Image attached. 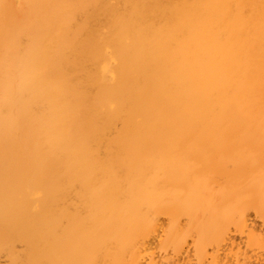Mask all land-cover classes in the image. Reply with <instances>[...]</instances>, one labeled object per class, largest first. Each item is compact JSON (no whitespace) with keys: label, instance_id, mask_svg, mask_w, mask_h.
Masks as SVG:
<instances>
[{"label":"bare ground","instance_id":"6f19581e","mask_svg":"<svg viewBox=\"0 0 264 264\" xmlns=\"http://www.w3.org/2000/svg\"><path fill=\"white\" fill-rule=\"evenodd\" d=\"M263 225L264 0H0V264H264Z\"/></svg>","mask_w":264,"mask_h":264},{"label":"rangeland","instance_id":"374dc122","mask_svg":"<svg viewBox=\"0 0 264 264\" xmlns=\"http://www.w3.org/2000/svg\"><path fill=\"white\" fill-rule=\"evenodd\" d=\"M250 217H251L252 220L254 221L255 225L259 227L260 221H259L258 219H256V218L254 219V218H253V215H252L251 213H250ZM262 229H263V231H264V225L262 226ZM240 238H241L242 240H241ZM233 240H234L235 243L238 241L239 244H238V243H237V244L240 245L241 250L244 248V245H243V243H242L243 240H244V238L239 237V236H237V235H234ZM241 241H242V242H241ZM241 243H242V244H241ZM232 248L236 249L235 246H233ZM234 249H232V250H234ZM244 249H245V248H244ZM244 249H243V250H244ZM247 253L251 254L249 250L247 251ZM231 264H234V263H231Z\"/></svg>","mask_w":264,"mask_h":264}]
</instances>
